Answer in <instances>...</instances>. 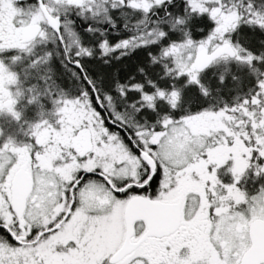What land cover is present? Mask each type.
Returning a JSON list of instances; mask_svg holds the SVG:
<instances>
[{
  "label": "snow or ice",
  "instance_id": "obj_1",
  "mask_svg": "<svg viewBox=\"0 0 264 264\" xmlns=\"http://www.w3.org/2000/svg\"><path fill=\"white\" fill-rule=\"evenodd\" d=\"M0 264H264V0H0Z\"/></svg>",
  "mask_w": 264,
  "mask_h": 264
}]
</instances>
